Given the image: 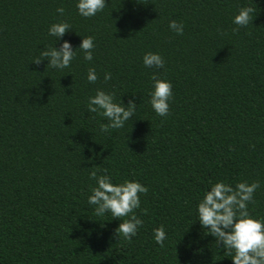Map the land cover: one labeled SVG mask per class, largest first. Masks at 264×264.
<instances>
[{"label": "trees", "instance_id": "obj_1", "mask_svg": "<svg viewBox=\"0 0 264 264\" xmlns=\"http://www.w3.org/2000/svg\"><path fill=\"white\" fill-rule=\"evenodd\" d=\"M75 4L0 0V264H232L196 206L216 182L257 183L247 210L264 219V0H106L89 19ZM242 7L253 9L246 27L232 23ZM60 22L73 49L94 37L91 62L77 50L63 70L33 63L63 42L48 35ZM148 52L164 68H145ZM153 75L173 85L166 117L148 102ZM97 90L125 106L135 96L123 128L101 131L109 122L87 109ZM92 172L148 188L130 241L115 234L127 217L87 203Z\"/></svg>", "mask_w": 264, "mask_h": 264}, {"label": "clouds", "instance_id": "obj_2", "mask_svg": "<svg viewBox=\"0 0 264 264\" xmlns=\"http://www.w3.org/2000/svg\"><path fill=\"white\" fill-rule=\"evenodd\" d=\"M106 0H76L77 14L85 19L95 17L103 12ZM59 15H64L63 8H57ZM251 7H242L233 16L232 23L238 27H246L251 21ZM252 22V21H251ZM169 30L176 35H183V23L169 22ZM71 30L67 22L53 23L48 28V35L55 39V43L63 40L67 32ZM95 49L94 37L86 36L81 39L79 46H73L67 40H63L59 47L53 46L40 52V58L33 63L40 64L47 61V68L63 70L70 67L76 57L77 50L83 54L85 61L93 60ZM145 68L162 69L165 61L157 53L148 52L142 58ZM111 78L105 74V81ZM87 81L94 84L98 77L94 68H89ZM170 81L158 79L152 76V90L149 93V104L156 115L166 117L169 113V101L172 98ZM137 105L135 96L128 100L125 106L122 101L114 102L113 94L97 90L94 96L88 98L87 109L91 113H97L109 122L101 125V131L121 129L135 114ZM107 170H105L106 172ZM96 186L91 189L87 203L94 206V214L103 217L110 214L114 219L127 217L120 220L116 229V236H122L130 241L137 235L142 226V220L132 214L140 208V196L148 192V188L136 180H124L114 183L109 175L97 176L95 172L90 174ZM259 187L257 183L248 184L240 182L232 187L223 181L211 184L203 193L196 206L197 219L201 228L215 240L217 248H222L231 255L232 264H264V219L253 218L249 215L247 205L253 199V193ZM153 240L157 245L164 246L167 234L163 226L153 229Z\"/></svg>", "mask_w": 264, "mask_h": 264}]
</instances>
